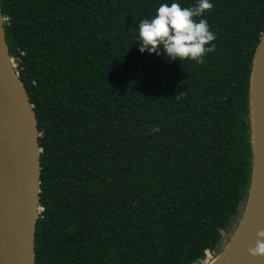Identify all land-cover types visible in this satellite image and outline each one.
<instances>
[{
  "label": "trees",
  "instance_id": "16d2710c",
  "mask_svg": "<svg viewBox=\"0 0 264 264\" xmlns=\"http://www.w3.org/2000/svg\"><path fill=\"white\" fill-rule=\"evenodd\" d=\"M161 2L0 0L39 132L35 264H195L239 223L264 0H212L202 64L138 51Z\"/></svg>",
  "mask_w": 264,
  "mask_h": 264
},
{
  "label": "water",
  "instance_id": "95a60500",
  "mask_svg": "<svg viewBox=\"0 0 264 264\" xmlns=\"http://www.w3.org/2000/svg\"><path fill=\"white\" fill-rule=\"evenodd\" d=\"M249 104L253 156L246 204L231 238L209 264H261L247 249L264 229V33L252 59ZM38 136L32 105L8 52L0 7V264H35Z\"/></svg>",
  "mask_w": 264,
  "mask_h": 264
},
{
  "label": "clouds",
  "instance_id": "9594fccd",
  "mask_svg": "<svg viewBox=\"0 0 264 264\" xmlns=\"http://www.w3.org/2000/svg\"><path fill=\"white\" fill-rule=\"evenodd\" d=\"M213 7L212 0H195L189 7L181 6L178 0H163L154 14L140 19L135 26L134 44L141 54H163L169 62L190 60L202 64L205 56L216 48L212 43L216 34L204 18L205 12ZM150 131H159V128ZM255 235L256 241L247 252L264 264V229Z\"/></svg>",
  "mask_w": 264,
  "mask_h": 264
},
{
  "label": "rangeland",
  "instance_id": "374dc122",
  "mask_svg": "<svg viewBox=\"0 0 264 264\" xmlns=\"http://www.w3.org/2000/svg\"><path fill=\"white\" fill-rule=\"evenodd\" d=\"M6 19V17H5ZM12 63L14 65V67H16V64L14 63V60L12 59ZM231 238V234H226L225 235V241H228ZM214 260V255L211 253H206L204 255V257L202 258V260L199 263H195V264H209L210 262H212Z\"/></svg>",
  "mask_w": 264,
  "mask_h": 264
}]
</instances>
